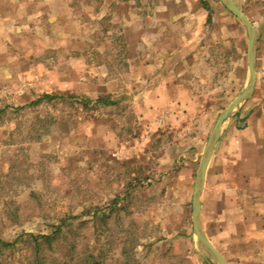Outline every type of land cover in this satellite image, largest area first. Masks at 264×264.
<instances>
[{
  "label": "rangeland",
  "instance_id": "obj_1",
  "mask_svg": "<svg viewBox=\"0 0 264 264\" xmlns=\"http://www.w3.org/2000/svg\"><path fill=\"white\" fill-rule=\"evenodd\" d=\"M234 1L258 35L257 88L227 121L243 129L264 103V0ZM248 47L221 0H0V239L23 237L0 264L31 263L29 235L63 218L55 264H207L191 251L194 183ZM204 217L231 264H264Z\"/></svg>",
  "mask_w": 264,
  "mask_h": 264
},
{
  "label": "crops",
  "instance_id": "obj_2",
  "mask_svg": "<svg viewBox=\"0 0 264 264\" xmlns=\"http://www.w3.org/2000/svg\"><path fill=\"white\" fill-rule=\"evenodd\" d=\"M162 3L154 5L156 16H160L161 11L171 14L169 3ZM236 122L224 125L206 170L201 198L204 230L228 264L231 262L227 254L211 239L205 225L206 211L209 218L224 220L225 230H233V235L241 238L233 240V245L238 242L240 247L232 250L246 249L245 243L264 247V103L259 104L254 114L246 119L243 129H238ZM225 233L229 235V232ZM192 236L191 251L194 256H200L193 226ZM256 261H261L260 256Z\"/></svg>",
  "mask_w": 264,
  "mask_h": 264
},
{
  "label": "water",
  "instance_id": "obj_3",
  "mask_svg": "<svg viewBox=\"0 0 264 264\" xmlns=\"http://www.w3.org/2000/svg\"><path fill=\"white\" fill-rule=\"evenodd\" d=\"M224 6L245 26L248 34V81L241 93L224 108L210 133L207 144L203 151L202 159L196 174L193 195L191 221L193 233L196 237V247L199 252L205 256L212 264H228L222 254L209 240L201 219V198L204 189L206 170L214 151V148L222 134L225 123L236 115L239 108L251 97L255 89L257 78V52H258V35L257 29L250 18L242 11L234 0H221Z\"/></svg>",
  "mask_w": 264,
  "mask_h": 264
},
{
  "label": "trees",
  "instance_id": "obj_4",
  "mask_svg": "<svg viewBox=\"0 0 264 264\" xmlns=\"http://www.w3.org/2000/svg\"><path fill=\"white\" fill-rule=\"evenodd\" d=\"M208 8V7H207ZM44 97L52 100L56 97H63V95L57 96V95H50L45 94ZM70 98H74L72 96H68ZM92 101L90 99H86L83 101L84 105H89ZM104 104V105H112L115 104V102L110 99L109 97H99L94 101V104ZM67 225V218L61 219V223L59 225L55 226V229L50 234H30L29 236L32 238L33 241V261L29 264H55L53 260H50V255L55 250V243L59 240L61 237L64 227ZM22 236L15 239L12 242L4 241L0 239V256L4 254L5 250L12 249L16 246V244L22 240ZM92 257V255H90ZM52 259V258H51ZM95 264H98L96 261H94ZM207 264H209L206 261ZM57 264V263H56Z\"/></svg>",
  "mask_w": 264,
  "mask_h": 264
}]
</instances>
